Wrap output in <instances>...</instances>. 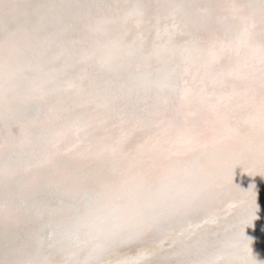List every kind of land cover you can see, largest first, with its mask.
<instances>
[{
  "label": "snow or ice",
  "instance_id": "snow-or-ice-1",
  "mask_svg": "<svg viewBox=\"0 0 264 264\" xmlns=\"http://www.w3.org/2000/svg\"><path fill=\"white\" fill-rule=\"evenodd\" d=\"M0 264H264V0H0Z\"/></svg>",
  "mask_w": 264,
  "mask_h": 264
}]
</instances>
